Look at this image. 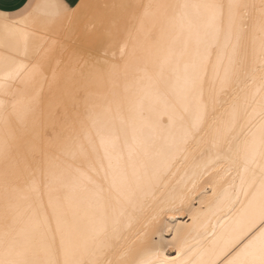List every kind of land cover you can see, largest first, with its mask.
<instances>
[{
	"label": "snow or ice",
	"instance_id": "1",
	"mask_svg": "<svg viewBox=\"0 0 264 264\" xmlns=\"http://www.w3.org/2000/svg\"><path fill=\"white\" fill-rule=\"evenodd\" d=\"M138 7L145 8V16H149L154 7L160 9L162 23L167 21L173 27L175 42L180 45L179 61H175V49H170L163 57L158 77L154 71L144 70L149 82L155 80V95L163 103V107L158 103L155 108L160 119L153 127L166 147L154 157L143 159L141 151L146 157L150 156L146 143L136 137L135 131L129 143L127 129L123 128L124 143L128 147L125 158L117 148L119 136L113 139V132L99 127L94 111L78 112L71 121L73 136L70 137L73 148L78 146L80 154L75 183L81 195L91 191L94 199L88 207L74 204L69 193L61 189L63 182L51 170L46 174L41 163L35 162L34 167L28 169L31 175L25 179L32 230L30 236L22 240L16 228L22 205L14 195L18 191L17 181L24 178L19 161L21 147L14 138L5 135L0 142L3 163L0 180L4 191L0 264H114L108 259L110 250L125 239L126 224L134 219L141 224L139 244L125 249L119 264H189L183 259L188 241L179 228L167 247L179 248L180 258L169 260L164 255V245L159 249L153 247L152 237L157 232L162 233L168 222L156 225L155 216L150 217L146 210L159 206L160 214L189 215L193 212L195 203L190 200L195 188L176 195L175 190H168L171 184L166 182L172 169L189 150L190 138L195 141L202 133L207 136L213 130V147L217 148V154L214 160L209 158L206 172L217 166L237 171L243 167L250 172V164L256 157L261 168L258 177L254 172L250 179L241 177L239 188L233 187L235 200L228 196L221 201L218 213L222 214L221 218L227 217L228 223L219 231L216 225L209 223L210 232L200 246L197 264H264V99L258 138L253 135L251 141L245 143L243 155L234 149L231 137L235 129H222L215 116L219 111L217 105L223 107L227 103L226 100L221 102V93L226 96L234 82L246 83L242 80L248 75V54L242 40L243 20L249 14L248 9L258 10L264 30V0H260L258 6L205 0ZM72 21L69 0H32L18 17L0 14V61L4 70L0 80V119L6 129L11 122L9 105L15 100L13 88L17 82L23 88H34L40 77L47 82L49 70L55 81L65 61L68 66L79 68L80 76L86 79L92 72L104 71L108 64L112 65V71L118 69V62L107 60V50L123 44L121 58L127 55V42L119 30L106 35H77ZM177 25L178 32L175 31ZM31 41H36L34 47ZM105 46L108 48L102 63L100 49ZM261 59L264 60V42ZM173 62L177 63L178 70L183 64L180 94L183 112L178 111L167 94L168 80L163 69ZM164 115L168 116L167 123ZM209 122L211 126L205 132ZM97 137L105 147L103 157L96 146ZM221 137L223 143H220ZM213 179L210 177L204 183L216 194L218 189ZM207 195V192L202 193V196ZM235 204L241 205L240 210ZM82 213L91 217L87 240L81 227Z\"/></svg>",
	"mask_w": 264,
	"mask_h": 264
},
{
	"label": "bare ground",
	"instance_id": "2",
	"mask_svg": "<svg viewBox=\"0 0 264 264\" xmlns=\"http://www.w3.org/2000/svg\"><path fill=\"white\" fill-rule=\"evenodd\" d=\"M73 1L69 0V3L73 5ZM110 1L113 6L106 14L100 13L102 11L93 5H84L86 15H76L73 25L78 28V35H106L109 31L119 30L127 42V55L123 59L121 58L123 44L120 47L107 50V60L118 62V69L112 71V65L108 64L104 71L92 72L85 79L80 76L79 68L70 67L65 63L66 66L59 67L55 81L52 79V71L49 70L47 82H44L43 77H40L34 88H23L17 82L13 88L15 100L13 104L9 105L11 122L7 129L3 120L0 119V142L3 141L5 135H8L10 138H14L15 143L21 147L19 161L24 178L17 181L18 191L14 195L22 205L16 224L17 232L22 240L27 239L32 230L29 219L31 214L27 211L26 197L29 192L25 179L31 175L28 169L34 167L35 162L41 163L46 174L51 170L63 182L61 189L69 193L74 204L80 203L84 207H88L89 202L94 199V194L91 191L81 195L80 188L75 183L80 154L78 146L73 148L70 137L73 136L71 121L76 118L78 112L94 111L98 126L107 127L109 131L113 132V139L117 135L119 136L117 148L125 158L128 155V147L124 143L123 128L127 129L129 143L132 142L133 131L138 139L146 143L150 156L146 157L141 151L140 155L143 159L154 157L166 147L165 141L160 138L153 127L155 121L160 119L155 108L158 103L163 107V103L155 95V80L149 82L144 70L154 71L158 77L163 57L169 53L170 49H175V61H179L180 45L175 42L173 27L167 21L162 23L160 9L154 7L151 9V14L145 16V8L138 6L201 3L205 0ZM217 2L258 6L260 0H217ZM82 11L84 10L82 9ZM82 11L81 13H84ZM241 11L243 12V10ZM248 13V16L243 20L242 33L243 44L248 54V75L242 77L246 83L234 82L232 88L227 90L226 96L221 93V102L226 100L227 103H224L223 107L218 104L219 111L215 114L222 129L228 131L235 129L231 138L234 149L240 151L241 155H243L245 143L251 141L253 135L258 138L262 122L260 119L261 101L264 99V92H261V88L264 86V79H262L264 77V71H262L264 60L261 59L264 30L261 27L262 20L259 11L248 9ZM178 30L177 25L175 31L178 32ZM35 43L36 41L30 42L33 47ZM107 48L108 46H105L100 51L105 53ZM101 62H104L103 56ZM55 67L56 65L53 64V68ZM163 70L165 78L168 80V97L175 102L178 111L183 112L180 105L183 64L179 65L178 70L177 63L173 62L170 65H164ZM3 76V63L0 61V80L3 79ZM37 97H39V102H37ZM57 112H59V116H57ZM163 120L167 123L168 116L164 115ZM122 121H124L123 124ZM211 123L209 122V125L205 126V132H208ZM242 131L244 135H240ZM214 136L215 130L207 136L202 133L195 141H191L190 138L189 150L181 157V162L172 169V175L166 182L171 184L168 190H175L176 195H179L180 192L187 193L188 190L195 188L190 200L195 203L193 212L189 215L183 213L174 215L171 212L160 214L159 206L146 210L150 217L155 216L154 223L156 225L168 222V227H165L162 233H155L152 239L155 241L154 248L159 249L161 245H164V255L169 260H176L181 256L179 248L167 247L168 242L176 235V229L179 228L182 237L188 241L185 249L186 255L183 259L189 264H197L200 259V246L208 238L210 232L207 228L209 223L216 225L217 231L222 225L228 223V218H221L222 214L218 213L221 201L228 196H231L233 200L236 199L233 195V187L239 188L242 176L250 179L253 172L257 177L260 174L261 162L258 157L254 163L250 164V172H246L243 167L238 171L231 168L225 170L226 166H217L215 170L209 169L206 172L209 158L214 160L217 154V148L213 147ZM220 143H223L222 137ZM96 146L103 157L105 147L102 145L100 137L96 138ZM224 151L227 152V146L224 147ZM105 164L107 165V160H105ZM2 171L3 163L0 161V176H2ZM210 177H214L212 183L217 186L216 194L213 193L209 184L204 183ZM205 192L208 195L202 196V193ZM159 195L160 193H157V196ZM240 199L243 200V196ZM3 202L4 191L2 180H0V228L3 225ZM235 208L240 210L241 205L235 204ZM90 219L89 215L82 213L81 227L85 240L90 235ZM169 228H171V232H169ZM140 229L141 224L135 219L131 223H127L124 229L125 239L110 250L108 259L112 260L114 264H119V261L124 258V250L139 244L138 232Z\"/></svg>",
	"mask_w": 264,
	"mask_h": 264
},
{
	"label": "rangeland",
	"instance_id": "3",
	"mask_svg": "<svg viewBox=\"0 0 264 264\" xmlns=\"http://www.w3.org/2000/svg\"><path fill=\"white\" fill-rule=\"evenodd\" d=\"M87 1V2H86ZM92 1H94V2H92ZM96 1V2H95ZM74 3H73V5H71L72 7H73V9L72 10H74L73 11V13H72V15H73V21H74V23H75V18H76V15H79V14H81V15H86V11H85V9L83 8V6L84 5H93L94 7H96L97 9L99 8V10L100 11H102V12H100V13H102V14H106V13H109V9H110V7H112L113 6V3H112V1H110V0H102L101 2H100V0H74L73 1ZM102 2H104V3H102ZM106 2H107V4H106ZM99 3H100V5H99ZM106 6H105V5ZM98 6V7H97ZM101 7H102V9H101ZM82 9L84 10V11H82ZM104 10H105V12H104ZM81 11L82 12H84V13H81ZM73 21H72V23H73ZM75 28L77 29V35H78V28L75 26ZM105 54L103 51H100V57L102 58V56L104 57V55H101V54ZM65 63L67 64V61H65ZM65 63L64 64H62V65H60V67L62 68V67H64V66H66L65 65ZM60 68V69H61Z\"/></svg>",
	"mask_w": 264,
	"mask_h": 264
},
{
	"label": "crops",
	"instance_id": "4",
	"mask_svg": "<svg viewBox=\"0 0 264 264\" xmlns=\"http://www.w3.org/2000/svg\"><path fill=\"white\" fill-rule=\"evenodd\" d=\"M32 0H0V14L18 17Z\"/></svg>",
	"mask_w": 264,
	"mask_h": 264
}]
</instances>
